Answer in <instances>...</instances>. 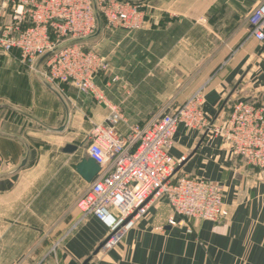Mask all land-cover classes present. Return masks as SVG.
I'll use <instances>...</instances> for the list:
<instances>
[{"label":"crops","instance_id":"1","mask_svg":"<svg viewBox=\"0 0 264 264\" xmlns=\"http://www.w3.org/2000/svg\"><path fill=\"white\" fill-rule=\"evenodd\" d=\"M130 3L141 5L140 29L106 32L101 21L100 34L82 43L101 35L107 47L96 52L112 53V75L93 81L99 97L65 85L62 101L18 62V53H0V264L45 257L46 264H264V173L234 156L219 135L183 125L169 150L184 159L176 176L221 185L227 218L183 222L159 200L117 246L96 252L108 228L76 207L89 186L76 168L89 158V134L106 123L110 108L123 114L116 130L125 134L199 90L213 127L237 101L264 103V44L249 37L247 23L264 0ZM171 218L176 226L168 225Z\"/></svg>","mask_w":264,"mask_h":264},{"label":"built area","instance_id":"2","mask_svg":"<svg viewBox=\"0 0 264 264\" xmlns=\"http://www.w3.org/2000/svg\"><path fill=\"white\" fill-rule=\"evenodd\" d=\"M95 1L106 29L135 31L142 27L141 5ZM247 23L249 37L264 44V3L251 11ZM95 31L91 0H0V53H18V62L34 73L43 56ZM107 71L106 60L82 43L58 50L37 70L60 95L63 86L70 85L81 94L96 97L93 81ZM202 102L199 90L180 106L158 110L142 125L130 126L125 134L116 130L123 121L117 107L110 108L106 123L94 125L86 152L99 172L76 201V207L84 217L92 215L108 228L103 250L117 246L159 200H165L183 222L195 219L219 223L227 218L221 185L200 177L176 176V168L184 159L175 160L169 150L178 125L219 135L234 156L264 173V103L237 101L221 118V125L213 127L201 109ZM2 167L0 158V173ZM168 225L177 223L171 218ZM38 264H46V257Z\"/></svg>","mask_w":264,"mask_h":264},{"label":"water","instance_id":"3","mask_svg":"<svg viewBox=\"0 0 264 264\" xmlns=\"http://www.w3.org/2000/svg\"><path fill=\"white\" fill-rule=\"evenodd\" d=\"M129 2H139L142 0H127ZM92 2V7H93V11H94V15H95V19H96V31L93 35H91L90 37L84 38V39H80V40H75V41H70L68 43H65L63 45H61L60 47L56 48L55 50H53L52 52L46 54L45 56H43L36 64L35 66V74L36 76L41 80V82L43 83V85L49 89L51 92H53L54 94H56L60 99V95L54 90L52 89L47 83H45V81L40 77L39 73L37 72L40 64L42 63V61L44 59H46L48 56L52 55L53 53L57 52L58 50L72 45V44H77V43H84L86 41H89L91 39L96 38L101 31V20L98 14V10H97V6H96V1L95 0H91ZM62 100V99H61ZM63 101V100H62ZM60 131H62L63 129H59ZM67 152H73L75 149L73 147H67L65 149ZM26 161H27V157H25V159L22 161L21 165L19 166L18 170H20L21 168H23L26 165ZM180 169V166L176 169V172ZM77 173L87 182V183H91L92 180L94 179V177L97 175V173L99 172V166L90 158H83L81 160V162L78 164L77 168H76ZM107 242V239L99 246L98 250L96 252H99L100 250H103L105 244ZM88 261H86L83 264H87Z\"/></svg>","mask_w":264,"mask_h":264},{"label":"rangeland","instance_id":"4","mask_svg":"<svg viewBox=\"0 0 264 264\" xmlns=\"http://www.w3.org/2000/svg\"><path fill=\"white\" fill-rule=\"evenodd\" d=\"M105 31V30H104ZM107 31H109V32H114V31H117V30H107L106 29V32ZM105 32V33H106ZM133 32H135V31H133ZM133 32H129V33H133ZM104 33V34H105ZM107 34V33H106ZM101 36V35H100ZM99 36V37H100ZM99 37L96 39V40H94V41H92V42H88V43H85V45H84V47L86 48V49H88V50H93V51H101V53L103 52V51H105L106 50V38L104 37V38H102V39H100V40H98L99 39ZM92 47H94V49H92ZM105 56H103V58L104 59H106V61H107V65H108V71H107V73H108V76H110V75H112V63H111V58H112V53H111V57L109 56H107L105 53H103ZM108 58V59H107ZM108 60H109V62H108ZM28 72H29V70H27ZM133 82V81H132ZM134 88V87H133ZM132 88V89H133ZM125 92H128V93H130L131 91L130 90H125ZM186 101V100H185ZM184 101V102H185ZM183 102V103H184ZM175 102L173 101V105H172V103H168V104H165L162 108H160V109H158V110H163V109H165L166 107H170V108H174V107H177V106H180L181 104H179V105H177V104H174ZM157 110V111H158ZM157 111H155V112H152V113H150L149 114V116L146 118V120L147 119H149L151 116H153ZM121 115H122V117H123V114L121 113ZM20 261H17L16 263H14V264H18Z\"/></svg>","mask_w":264,"mask_h":264},{"label":"trees","instance_id":"5","mask_svg":"<svg viewBox=\"0 0 264 264\" xmlns=\"http://www.w3.org/2000/svg\"><path fill=\"white\" fill-rule=\"evenodd\" d=\"M129 2V1H128Z\"/></svg>","mask_w":264,"mask_h":264}]
</instances>
